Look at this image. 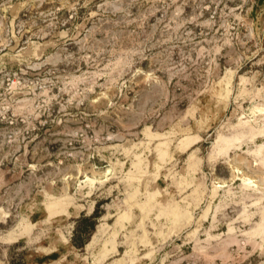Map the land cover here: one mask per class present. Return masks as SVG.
Masks as SVG:
<instances>
[{"label":"rangeland","instance_id":"1","mask_svg":"<svg viewBox=\"0 0 264 264\" xmlns=\"http://www.w3.org/2000/svg\"><path fill=\"white\" fill-rule=\"evenodd\" d=\"M0 264H264V0H0Z\"/></svg>","mask_w":264,"mask_h":264},{"label":"bare ground","instance_id":"2","mask_svg":"<svg viewBox=\"0 0 264 264\" xmlns=\"http://www.w3.org/2000/svg\"><path fill=\"white\" fill-rule=\"evenodd\" d=\"M52 208V206H51ZM114 237L117 236V233H114L113 235ZM114 240H108L106 243H105V248H106V252L105 253H108V252H111V251H114L116 249V246H115V242H113ZM112 244V245H111ZM90 245V244H89ZM109 246V248L107 247Z\"/></svg>","mask_w":264,"mask_h":264},{"label":"trees","instance_id":"3","mask_svg":"<svg viewBox=\"0 0 264 264\" xmlns=\"http://www.w3.org/2000/svg\"><path fill=\"white\" fill-rule=\"evenodd\" d=\"M97 216H99V212L94 217H97ZM92 226H95L94 222L92 223Z\"/></svg>","mask_w":264,"mask_h":264}]
</instances>
